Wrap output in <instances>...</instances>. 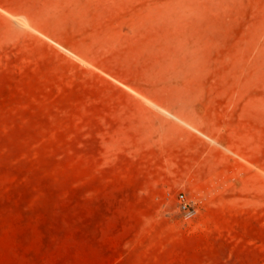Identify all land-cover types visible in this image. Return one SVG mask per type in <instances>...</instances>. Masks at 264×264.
I'll return each instance as SVG.
<instances>
[{
  "label": "rangeland",
  "instance_id": "1",
  "mask_svg": "<svg viewBox=\"0 0 264 264\" xmlns=\"http://www.w3.org/2000/svg\"><path fill=\"white\" fill-rule=\"evenodd\" d=\"M0 264H264V0H0Z\"/></svg>",
  "mask_w": 264,
  "mask_h": 264
},
{
  "label": "built area",
  "instance_id": "2",
  "mask_svg": "<svg viewBox=\"0 0 264 264\" xmlns=\"http://www.w3.org/2000/svg\"><path fill=\"white\" fill-rule=\"evenodd\" d=\"M180 205L184 210H189L191 206V201H189L184 192L180 193Z\"/></svg>",
  "mask_w": 264,
  "mask_h": 264
},
{
  "label": "bare ground",
  "instance_id": "3",
  "mask_svg": "<svg viewBox=\"0 0 264 264\" xmlns=\"http://www.w3.org/2000/svg\"><path fill=\"white\" fill-rule=\"evenodd\" d=\"M13 18V17H12ZM14 21V20H13ZM15 22V21H14ZM159 107V106H158ZM169 114V113H168Z\"/></svg>",
  "mask_w": 264,
  "mask_h": 264
}]
</instances>
